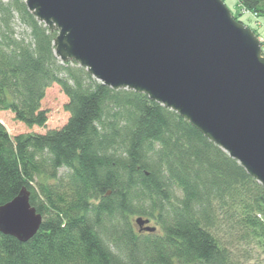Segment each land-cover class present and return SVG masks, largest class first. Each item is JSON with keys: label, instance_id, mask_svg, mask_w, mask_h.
I'll list each match as a JSON object with an SVG mask.
<instances>
[{"label": "trees", "instance_id": "1", "mask_svg": "<svg viewBox=\"0 0 264 264\" xmlns=\"http://www.w3.org/2000/svg\"><path fill=\"white\" fill-rule=\"evenodd\" d=\"M237 1L264 16V0ZM55 36L24 0H0V111L44 126L55 83L69 114L13 136L0 120V205L25 188L42 216L26 241L0 232V264H244L239 245L264 251V186L176 111L61 61Z\"/></svg>", "mask_w": 264, "mask_h": 264}, {"label": "water", "instance_id": "2", "mask_svg": "<svg viewBox=\"0 0 264 264\" xmlns=\"http://www.w3.org/2000/svg\"><path fill=\"white\" fill-rule=\"evenodd\" d=\"M73 60L113 89L143 92L235 158L264 186L261 40L223 0H24ZM42 216L23 188L0 205V232L31 238ZM139 230L154 232L137 216Z\"/></svg>", "mask_w": 264, "mask_h": 264}, {"label": "rangeland", "instance_id": "3", "mask_svg": "<svg viewBox=\"0 0 264 264\" xmlns=\"http://www.w3.org/2000/svg\"><path fill=\"white\" fill-rule=\"evenodd\" d=\"M223 1L234 17L249 26L256 35H259L258 38L262 40V50L264 51V16L246 12L237 0ZM21 29L22 27H19L18 30ZM66 102L67 97L60 87L54 83L46 88L45 95L41 101V107L47 111V120L44 126L28 127L16 120L14 114L9 110L0 111V120L12 136L24 132H45L48 129L59 128L67 121L69 114L63 107ZM150 223L151 225H156L153 220ZM237 252L244 264H264V251L257 245L243 243L239 245Z\"/></svg>", "mask_w": 264, "mask_h": 264}, {"label": "flooded vegetation", "instance_id": "4", "mask_svg": "<svg viewBox=\"0 0 264 264\" xmlns=\"http://www.w3.org/2000/svg\"><path fill=\"white\" fill-rule=\"evenodd\" d=\"M152 220H153L152 218H149V222H148L149 225H151L150 222H152ZM153 221H154V220H153ZM133 224H134V223H133ZM155 226H156V225H155ZM135 227H136V225L134 224V229H135L136 231H138L139 233H142V234H144V233H148L147 231L139 230L138 227H136V228H135Z\"/></svg>", "mask_w": 264, "mask_h": 264}]
</instances>
